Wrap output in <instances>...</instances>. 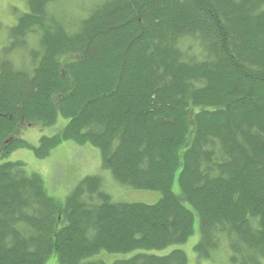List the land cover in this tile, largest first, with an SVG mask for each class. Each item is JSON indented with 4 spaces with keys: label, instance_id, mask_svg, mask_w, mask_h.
Returning a JSON list of instances; mask_svg holds the SVG:
<instances>
[{
    "label": "trees",
    "instance_id": "16d2710c",
    "mask_svg": "<svg viewBox=\"0 0 264 264\" xmlns=\"http://www.w3.org/2000/svg\"><path fill=\"white\" fill-rule=\"evenodd\" d=\"M73 2L27 0L9 31L1 157L91 144L116 181L161 197L115 201L89 175L61 202L22 161L3 162L0 264H189L182 248L157 252L195 232L197 264L219 251L264 264V0ZM60 117L38 146L12 135Z\"/></svg>",
    "mask_w": 264,
    "mask_h": 264
},
{
    "label": "rangeland",
    "instance_id": "374dc122",
    "mask_svg": "<svg viewBox=\"0 0 264 264\" xmlns=\"http://www.w3.org/2000/svg\"><path fill=\"white\" fill-rule=\"evenodd\" d=\"M89 2L90 0H74L73 3H69V10L80 12L89 6ZM26 4L27 0H0V52L7 44L9 31L15 25L18 16L26 11ZM20 58L18 54L17 60ZM67 121L66 118L60 117L57 123L51 126L41 123L20 125L12 135L28 141L33 146H38L43 136L55 135ZM1 155L0 153V164L6 161H22L28 172L39 174L44 181L46 192L61 202H64L76 185L89 175H100L104 182L103 187L115 201L153 204L161 197L160 192L139 190L116 181L111 171L103 167L99 149L91 144L79 145L73 141H64L45 158H38L32 148L26 147L15 149L4 157ZM173 187L178 188L177 181L174 182ZM198 239L199 234L195 232L185 244L158 251L157 254H167L174 248H182L188 255L189 264H197L194 245ZM131 255L133 252L128 254L100 252L95 259L113 262L129 258ZM215 256L212 260H202L200 264H229L226 251H219ZM44 264L58 263L54 258H49Z\"/></svg>",
    "mask_w": 264,
    "mask_h": 264
},
{
    "label": "bare ground",
    "instance_id": "6f19581e",
    "mask_svg": "<svg viewBox=\"0 0 264 264\" xmlns=\"http://www.w3.org/2000/svg\"><path fill=\"white\" fill-rule=\"evenodd\" d=\"M94 4V3H93ZM81 5V4H80ZM36 15V14H35ZM74 15V14H73ZM71 16V15H70ZM79 17V16H78ZM67 23V22H66ZM74 25V24H73ZM74 28V27H73ZM76 29V28H75ZM179 38V37H178ZM153 49V48H152Z\"/></svg>",
    "mask_w": 264,
    "mask_h": 264
}]
</instances>
